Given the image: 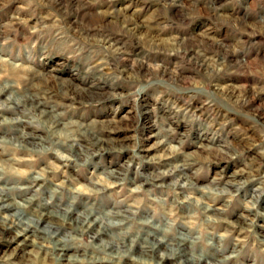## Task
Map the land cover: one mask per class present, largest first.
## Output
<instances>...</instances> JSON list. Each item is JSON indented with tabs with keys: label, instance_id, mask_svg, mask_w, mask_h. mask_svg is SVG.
<instances>
[{
	"label": "rangeland",
	"instance_id": "obj_1",
	"mask_svg": "<svg viewBox=\"0 0 264 264\" xmlns=\"http://www.w3.org/2000/svg\"><path fill=\"white\" fill-rule=\"evenodd\" d=\"M0 90L7 188L30 183L34 203L71 202L109 228H61L71 249L45 264H183L139 258L149 237L195 259L264 264V0H0ZM20 119L41 137L27 147ZM1 230L0 264H30L16 230Z\"/></svg>",
	"mask_w": 264,
	"mask_h": 264
},
{
	"label": "bare ground",
	"instance_id": "obj_2",
	"mask_svg": "<svg viewBox=\"0 0 264 264\" xmlns=\"http://www.w3.org/2000/svg\"><path fill=\"white\" fill-rule=\"evenodd\" d=\"M101 42L105 43V40L102 39ZM99 45V44H98ZM106 45V44H105ZM110 46V45H109ZM108 48V47H107ZM6 90V88H5ZM3 90H0V96L3 94L2 92ZM7 92V91H6ZM15 93V92H14ZM12 96L13 98V93L10 92L9 97ZM8 97V98H9ZM15 97V96H14ZM29 98V97H28ZM11 99V98H10ZM8 99L7 101L10 102L11 100ZM36 99V98H35ZM38 99V98H37ZM34 100L32 98H30L31 100V106H34L35 108L40 106V104L42 103L41 101L38 100ZM19 100V98H18ZM21 100V98H20ZM6 101V102H7ZM15 101V100H14ZM14 101H12L14 103ZM11 103V102H10ZM22 103V102H21ZM1 104V103H0ZM2 104L6 105L5 103L2 102ZM20 105V104H19ZM18 105V107H19ZM3 108V107H1ZM12 108V107H9ZM3 110V109H0ZM11 112V111H10ZM1 113V111H0ZM41 114L42 117V122L44 123V125H48L52 128H55L58 126V122L56 121V116L51 114L49 111H44L41 110L39 112V116ZM60 114V113H59ZM5 119H9V118H5ZM36 119V118H35ZM20 120H13L12 122H16L18 125V128L20 132H22L20 134V137L17 136V140L19 143L23 144V146L27 147L28 141L27 139L30 138H41L39 137V134L34 133V132H27V131H23L25 125H23V121ZM10 121V120H8ZM7 121V122H8ZM25 121V120H24ZM6 122V123H7ZM28 122V121H27ZM10 123V122H8ZM26 123V122H25ZM31 123V122H30ZM12 124V123H10ZM15 125V123H14ZM31 126V125H30ZM63 126V125H62ZM23 127V128H22ZM49 127V128H50ZM36 128V127H35ZM23 129V130H22ZM56 129V128H55ZM62 129V128H61ZM59 129V131L61 130ZM42 130V129H41ZM12 132V130H11ZM61 132V131H60ZM59 132V133H60ZM64 132V131H63ZM82 132V131H81ZM84 134L86 135L88 133V130H84L83 131ZM82 132V133H83ZM7 133V132H6ZM58 133V132H57ZM82 134V135H84ZM62 135V134H61ZM68 135V134H67ZM81 135V136H82ZM84 135V136H85ZM70 137V136H68ZM67 137V139H68ZM79 139V138H78ZM89 139V138H88ZM70 141V147L73 149L74 153V157L77 156V158L80 157V155H85L86 157L89 156V153H87V146H85V144H78L77 146L74 144V142L69 139ZM100 139L96 138V139H90L87 144L90 146H97L98 144H100ZM163 141V140H162ZM165 142V141H164ZM161 145H163V142H159ZM62 144V143H59ZM69 145V144H68ZM76 146V147H75ZM174 146V145H172ZM93 148V147H92ZM45 149V147H44ZM102 149V148H101ZM174 149V148H173ZM97 150V149H95ZM172 149H169V151ZM177 150V149H176ZM96 152V151H95ZM181 153V152H180ZM59 154V153H58ZM94 154V153H93ZM171 154V153H170ZM66 155V154H65ZM71 155V154H70ZM181 155V154H180ZM79 156V157H78ZM171 156V155H170ZM92 157V156H91ZM169 158V157H168ZM55 159V157H54ZM65 159H70L68 157H65ZM87 159V158H86ZM159 160H161L160 158H158ZM164 158H162L163 160ZM6 160L9 162V160L6 158ZM83 160V159H82ZM183 160V159H182ZM181 160V161H182ZM183 162V161H182ZM181 163V165H183V163ZM0 163H2L4 165V161L0 160ZM179 164V162H177ZM56 164V163H55ZM60 164V163H59ZM9 164H7L8 166ZM61 165V164H60ZM63 165V164H62ZM168 165V164H167ZM2 166V165H1ZM170 166L173 165H169ZM178 165H176L177 167ZM182 167V166H181ZM180 167V168H181ZM184 167V166H183ZM11 168V167H10ZM167 167V169H169ZM15 169V168H14ZM167 169H165L167 171ZM177 169V168H176ZM115 170V169H114ZM31 171V170H30ZM50 171V170H49ZM48 171V174H49ZM170 171V170H169ZM168 171V173H169ZM175 171H178L175 170ZM1 172L2 169H0V229H2L1 231L7 230V229H15L16 233L15 235L12 237L11 241L17 242V248L20 247L21 252L23 253V255H27L28 254L31 256V258L29 257L30 260V264H45L46 260L48 259V257H51V260H59L60 258H62L64 255H66L68 253V251L71 249V247L67 244V241L70 239V236L62 233V230H60L63 227L68 226V228H78L81 229L82 227L85 228V230L87 231H95L96 237L100 236L102 237V235L104 233H108V229H106V224L103 223V220L96 218V217H91V215L89 213H84V212H80L77 211L76 208H74L73 204L70 202L68 204V206L66 205L65 207L60 208L59 206H57L58 204H52V202H46V203H34L35 201V197L33 195L28 196L29 192L33 186L32 184H24L21 186H15L12 188H7V186L9 185L8 180H3L1 178ZM17 172V171H15ZM19 172V171H18ZM26 172V170H25ZM32 172V171H31ZM118 172V171H117ZM116 172V174H118ZM165 172V171H164ZM174 172V171H173ZM183 172V170H182ZM7 173V172H6ZM23 173V172H22ZM166 173V172H165ZM3 174V172H2ZM21 174V173H20ZM26 174V173H25ZM113 177H115L116 175L114 174V171L111 173ZM184 175V173H183ZM118 176V175H117ZM116 176V177H117ZM159 176V175H158ZM169 176V175H168ZM173 176V174H172ZM181 176V175H180ZM185 176V175H184ZM188 176V175H187ZM155 177V176H154ZM153 177V178H154ZM186 177V176H185ZM160 178V176H159ZM28 179H30V182H36L38 183L39 181H42L43 179H41L40 177H35V176H31V178L29 177ZM158 179V178H157ZM161 179V178H160ZM156 180V178H155ZM182 180V179H181ZM186 180V179H185ZM234 180V179H233ZM24 181V180H23ZM22 181V182H23ZM183 181V180H182ZM162 182V181H161ZM178 182V181H177ZM176 182V183H177ZM187 182V181H186ZM230 182V181H228ZM24 183V182H23ZM27 183V182H26ZM97 183V181H96ZM235 183V182H234ZM232 182H230L229 184H234ZM116 184V183H115ZM188 184V183H186ZM102 185V184H101ZM105 185V184H104ZM158 185V184H157ZM192 185V184H191ZM56 186V185H54ZM108 186V185H107ZM183 186V185H181ZM194 186V185H193ZM49 188V187H48ZM76 188V187H75ZM82 188V187H81ZM196 188V187H195ZM15 190L16 193L15 195L17 196V198H19L18 200L15 199L14 196H12V194H10V190ZM51 189V188H50ZM71 189V188H70ZM78 189L80 190V188L78 187ZM76 189V191L78 190ZM221 189V188H220ZM225 187H222L223 192H227V189L225 190ZM55 190V189H54ZM73 190V189H72ZM92 190V189H91ZM104 190V189H103ZM218 190V189H217ZM56 191V190H55ZM84 190H82L83 192ZM96 191V190H95ZM211 191V190H210ZM7 192V193H6ZM10 192V193H8ZM13 192V191H12ZM28 192V193H27ZM86 192V191H85ZM222 192V193H223ZM215 193V192H214ZM76 194V193H74ZM219 194V193H217ZM91 195V194H90ZM216 197V196H215ZM191 199V198H190ZM185 200V199H184ZM48 201V200H47ZM188 201V200H187ZM183 202V201H182ZM190 202V201H189ZM206 206V205H205ZM92 209V208H91ZM204 209V208H203ZM213 210L211 206H207L205 208V211H207L209 214H214ZM217 210V209H215ZM8 211H11V213H8ZM88 211V210H87ZM124 212V211H123ZM36 213V214H35ZM115 214V212H113ZM121 213V212H120ZM108 214V213H107ZM118 214V212L116 213ZM123 214V213H122ZM101 216V215H100ZM99 216V217H100ZM208 216V215H207ZM102 217V216H101ZM111 217V216H110ZM125 217V216H124ZM214 217V216H212ZM113 218V217H112ZM119 218H121L119 216ZM128 218V217H127ZM126 218V219H127ZM130 218V217H129ZM111 219V218H110ZM124 219V218H123ZM215 220H217V218L214 217ZM113 220V219H112ZM111 220V221H112ZM117 220V219H116ZM125 220V219H124ZM123 220V222H124ZM107 221V220H106ZM119 221V220H118ZM117 221V222H118ZM109 223V222H108ZM108 225H111L110 223ZM107 225V226H108ZM113 225V224H112ZM148 225V224H147ZM153 225V224H152ZM155 225V224H154ZM162 225V224H161ZM151 226V225H150ZM81 227V228H80ZM122 227V226H121ZM157 227V226H156ZM117 229V228H116ZM122 229V228H121ZM158 229V228H157ZM76 230V229H75ZM84 230V229H83ZM114 230V229H113ZM153 230V229H152ZM161 230V229H160ZM111 231V230H110ZM147 231V230H146ZM158 231V230H157ZM164 231V230H163ZM76 232V231H75ZM82 232V230H81ZM159 232V231H158ZM153 233V232H152ZM162 233V232H161ZM71 235V234H70ZM75 235V234H74ZM114 235V234H113ZM118 235V234H117ZM146 235V234H145ZM144 235V236H145ZM151 235V234H149ZM183 235V234H181ZM153 236V235H152ZM135 237V236H133ZM137 237V236H136ZM160 237V235H159ZM165 237V236H164ZM73 238V237H72ZM92 238H94L92 236ZM140 238V237H139ZM150 238V237H149ZM144 239L143 240V245L141 250L137 251V256L139 258H143L144 260H146L149 256H155V258L157 259V261L159 262H164L168 259H171L172 257L176 256V255H180L183 257V264H218L216 261L218 262H223L224 259L223 258H216V260H214L213 262L209 261L208 258H206L204 255L203 256H196L197 259H195L193 256H190L189 254L187 255V253L184 252L183 248H182V243H178L175 244L177 248H173L171 246H169V244H167L166 242H164L163 240L160 239H156V238H151V239ZM181 238V237H180ZM102 242H104V240L102 238H100ZM99 240V239H98ZM111 240V239H110ZM119 240V239H118ZM117 240V241H118ZM121 240V239H120ZM119 240V241H120ZM130 240V238H129ZM137 240V239H136ZM179 240V239H177ZM116 241V239H115ZM122 241V240H121ZM168 241V240H167ZM170 241V240H169ZM181 241V239H180ZM183 241V240H182ZM192 241V240H191ZM264 241V240H263ZM106 242V241H105ZM131 242V241H130ZM184 242V241H183ZM109 243V242H108ZM119 243V242H117ZM122 243V242H121ZM192 243V242H191ZM111 244V242H110ZM132 244V243H131ZM148 244V245H147ZM30 246L31 249L29 250H25L23 249L24 246ZM96 245V244H95ZM98 245V244H97ZM113 245V244H112ZM136 245V243H135ZM140 245V244H139ZM109 246V245H107ZM117 246V245H116ZM120 246V245H119ZM145 246L147 247V249L145 248ZM190 246V245H189ZM125 247V245H124ZM131 247V246H130ZM129 247V248H130ZM191 247V246H190ZM99 248V246H98ZM101 248V247H100ZM105 248V247H104ZM103 248V249H104ZM109 248V247H107ZM135 248V247H134ZM132 246V249H134ZM96 249V247H95ZM115 249V248H114ZM161 250L162 251V255L157 256L155 254L156 250ZM102 250V249H101ZM120 250V249H119ZM118 250V251H119ZM129 250V249H127ZM159 250V251H160ZM74 251V250H73ZM131 251V249H130ZM101 252V251H100ZM104 253H105V249H104ZM108 253V252H107ZM115 253V252H114ZM113 253V254H114ZM130 253V252H129ZM110 254V253H109ZM119 254V252H118ZM194 254V253H193ZM201 254V253H200ZM105 256H107L106 254H104ZM115 255V254H114ZM208 255V254H207ZM213 255V253L211 254ZM116 258H119L118 255H116ZM124 256V254H123ZM136 256V255H135ZM215 256V255H214ZM97 257V256H96ZM109 257V256H108ZM178 257V256H177ZM216 257V256H215ZM214 257V258H215ZM9 258H14V256H9ZM91 258V256H90ZM89 258V259H90ZM123 258V257H122ZM80 259V258H79ZM78 257H76L75 255H71L68 254L67 256V263L68 264H79L78 262ZM92 259V258H91ZM95 259V258H94ZM101 259V258H100ZM105 259V257H104ZM101 259V260H104ZM112 259V258H111ZM115 259V258H114ZM113 259V260H114ZM136 259V258H134ZM149 259V258H148ZM180 259V258H179ZM98 260V259H97ZM143 260V261H144ZM181 260V259H180ZM94 261V260H93ZM96 261V260H95ZM132 261V260H131ZM138 261V260H137ZM136 261V262H137ZM156 261V260H155ZM116 262V261H115ZM135 262V260H134ZM145 262V261H144ZM151 261H149L150 263ZM182 263V261H180ZM140 263V262H139ZM142 263V262H141ZM146 263V262H145ZM117 264V263H116ZM148 264V261H147ZM153 264V263H152ZM160 264V263H159Z\"/></svg>",
	"mask_w": 264,
	"mask_h": 264
}]
</instances>
